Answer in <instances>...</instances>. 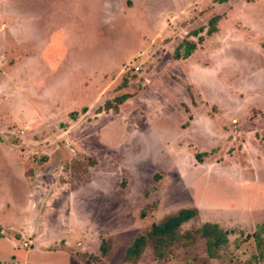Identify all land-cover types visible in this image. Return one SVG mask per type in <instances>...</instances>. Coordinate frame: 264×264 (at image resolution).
<instances>
[{"label": "rangeland", "instance_id": "374dc122", "mask_svg": "<svg viewBox=\"0 0 264 264\" xmlns=\"http://www.w3.org/2000/svg\"><path fill=\"white\" fill-rule=\"evenodd\" d=\"M183 208L218 258L137 264H264V0H0V263L131 264Z\"/></svg>", "mask_w": 264, "mask_h": 264}, {"label": "trees", "instance_id": "16d2710c", "mask_svg": "<svg viewBox=\"0 0 264 264\" xmlns=\"http://www.w3.org/2000/svg\"><path fill=\"white\" fill-rule=\"evenodd\" d=\"M223 3L227 0H217ZM220 16H214L208 22L207 34L211 35L218 30L217 24ZM197 32L194 31L193 34ZM199 38V43L202 42ZM198 43L185 39L175 50V59H186L196 50ZM129 94H123L116 98L118 104L125 101ZM107 108L114 106L113 103L107 102ZM200 158V156H197ZM197 216V211L192 208H183L172 214L163 217L161 220L153 223L143 233L137 235L125 250L123 260L125 263L137 264V262L150 251L152 256L159 261H169L172 258L180 257L177 254L178 249H183L186 252L193 254V260H200L197 247L204 248V253L208 259L218 258V250L222 246H226L229 242L228 233L217 223L206 222L193 230L183 231L184 224L189 223ZM263 226L261 227V229ZM255 233L258 245H261V237ZM105 251V245L103 246ZM203 258V257H202ZM247 264V263H245Z\"/></svg>", "mask_w": 264, "mask_h": 264}, {"label": "crops", "instance_id": "0c3cea01", "mask_svg": "<svg viewBox=\"0 0 264 264\" xmlns=\"http://www.w3.org/2000/svg\"><path fill=\"white\" fill-rule=\"evenodd\" d=\"M226 2V1H225ZM224 3V2H223ZM216 16H219V15H216ZM213 18V17H212ZM220 20H221V16H220ZM219 20V21H220ZM210 21V20H209ZM219 23V22H218ZM217 28H218V24H217ZM218 32H219V28H218V30L216 31V32H214L213 34H211V35H208L207 34V32H206V35H207V37L208 38H212L214 35H216V34H218ZM194 35H196V34H194ZM202 36H200V38H201ZM203 39V38H202ZM185 40V39H184ZM184 40H182L181 42H180V44L184 41ZM179 44V45H180ZM178 45V46H179ZM202 45H203V40H202V42L201 43H198V46H197V48H196V50L192 53V55L194 54V53H196L201 47H202ZM177 46V47H178ZM176 50V49H175ZM192 55L190 56V57H188V58H186V59H181V60H188L189 58H191L192 57ZM176 60H180V59H176ZM2 240V239H1ZM36 255H38V254H33L32 255V258H34V256H36ZM45 255H47V254H45ZM67 255V254H66ZM39 256L40 257H42V256H44V254H39ZM41 262H44L43 264H47L48 262H47V260L46 259H41L40 260ZM46 261V262H45ZM1 262V261H0ZM1 264V263H0Z\"/></svg>", "mask_w": 264, "mask_h": 264}, {"label": "built area", "instance_id": "2783aa9c", "mask_svg": "<svg viewBox=\"0 0 264 264\" xmlns=\"http://www.w3.org/2000/svg\"><path fill=\"white\" fill-rule=\"evenodd\" d=\"M138 70V69H137Z\"/></svg>", "mask_w": 264, "mask_h": 264}]
</instances>
